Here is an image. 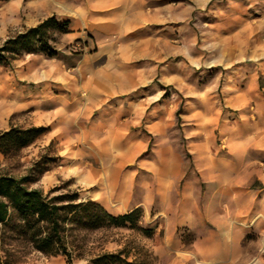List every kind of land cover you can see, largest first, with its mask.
I'll return each instance as SVG.
<instances>
[{
    "label": "rangeland",
    "instance_id": "rangeland-1",
    "mask_svg": "<svg viewBox=\"0 0 264 264\" xmlns=\"http://www.w3.org/2000/svg\"><path fill=\"white\" fill-rule=\"evenodd\" d=\"M82 1L0 0L2 40L49 17L69 23L68 33L54 34L56 56L29 53L0 66V132L49 128L15 153L0 152V176L22 177L40 165L45 172L33 188L48 192L62 186L115 216L135 209H141L142 216L138 227L79 233L70 262L65 255L48 257L29 250L17 264H90L105 252H122L125 260L138 264H211L193 252L199 233L181 227L167 237L166 212L177 202L178 184L185 178H177L175 187L162 193L151 166L157 160L193 159L186 134L195 132L197 140L205 139L206 158L222 162V174L241 171L244 177H264V0L158 1L172 5L187 32H177L167 47L172 56L129 101L112 98L101 105L91 99L90 83L97 40L91 30L80 28L75 14ZM108 109L133 117L145 114L143 125L132 126L126 134L117 128L126 121L123 118H99L100 111ZM161 121L169 122V129L163 135L153 133L152 126ZM145 139L150 140L147 148ZM125 140L142 142L144 148H113L112 142ZM233 160L244 165L232 166ZM103 175H108V186L99 182ZM197 176L193 173L192 181ZM246 177L241 188L256 184ZM208 178L216 181L214 174ZM208 186L202 183L205 192ZM260 194L247 196L245 205L233 210L228 203L235 194L225 187L217 194L222 206L218 200V209L241 219L240 214L251 208L245 221L252 220L251 230L243 233L235 249L236 257L221 264H264ZM207 225L212 226L210 221Z\"/></svg>",
    "mask_w": 264,
    "mask_h": 264
},
{
    "label": "crops",
    "instance_id": "crops-1",
    "mask_svg": "<svg viewBox=\"0 0 264 264\" xmlns=\"http://www.w3.org/2000/svg\"><path fill=\"white\" fill-rule=\"evenodd\" d=\"M158 1L161 0H83L82 6L76 9L80 28L83 31L91 30L97 40L94 52L97 63L93 67L90 82L91 99L95 104L101 105L112 98L119 102L124 99L129 101L130 95L147 84L148 79L162 69L165 59L172 56L173 51L170 52L167 47L175 40L177 32H187V25L180 22V16L173 12L172 5L159 4ZM104 117L126 120L120 122L117 128L127 134L131 133L132 126L143 125L145 114L139 112L133 117L130 112L108 109L100 111L99 118ZM169 126V122L161 121L153 125L151 131L163 135ZM105 127V124H101V128ZM186 135L187 151L192 154L193 159L157 160L151 166L155 167L162 193L174 188L177 178H185L183 183L178 184L177 202H172V209L166 212L169 220L165 226L166 235L172 236L181 227L197 232L199 236L192 245L197 258L211 264L227 263L236 257L235 249L240 245L243 233L251 230V218L245 221L251 208H247L248 213L240 214L243 218H232L228 209H218V200L219 205L221 202L220 195L217 194L224 187L226 191L230 190L235 194L227 204L230 209L245 205L244 198L251 194L259 196L263 193L262 201L264 177L245 176L248 180L254 179L251 182L255 181L256 184L247 189L241 188L245 185V177L241 174L243 172L222 174V162L206 158L208 154L205 139L197 140L195 132H187ZM125 141L112 142L113 148L123 147L128 151L144 148L142 142ZM145 141L143 145L147 148L150 140L148 143L147 139ZM232 163L235 167L244 165L239 160H233ZM193 173H199L196 182L192 181ZM209 174L215 175V182H208ZM99 182L108 186V175L100 177ZM202 183L209 185L207 192H216L208 194ZM213 184L215 187H210ZM168 204L166 200L164 205ZM207 221L212 226L207 225Z\"/></svg>",
    "mask_w": 264,
    "mask_h": 264
},
{
    "label": "trees",
    "instance_id": "trees-1",
    "mask_svg": "<svg viewBox=\"0 0 264 264\" xmlns=\"http://www.w3.org/2000/svg\"><path fill=\"white\" fill-rule=\"evenodd\" d=\"M68 25V21L59 22L49 17L34 27L0 39V66L11 65L29 53L56 56L59 53L52 45L54 34L68 33ZM48 130L45 126H32L0 132V152L4 155L15 153ZM44 172V168L36 165L22 177L0 176V264H17L29 250L48 257L65 255L70 262L79 233L127 225L138 227L141 209L115 216L92 199L81 200L77 191L64 190L62 186L48 192L33 188L32 184ZM58 191L61 192L55 194ZM89 263L138 264L125 260L122 252H105Z\"/></svg>",
    "mask_w": 264,
    "mask_h": 264
}]
</instances>
